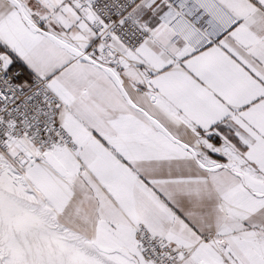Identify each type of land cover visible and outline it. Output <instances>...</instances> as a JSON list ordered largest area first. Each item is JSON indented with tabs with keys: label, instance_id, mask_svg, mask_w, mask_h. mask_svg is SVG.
<instances>
[{
	"label": "snow or ice",
	"instance_id": "snow-or-ice-1",
	"mask_svg": "<svg viewBox=\"0 0 264 264\" xmlns=\"http://www.w3.org/2000/svg\"><path fill=\"white\" fill-rule=\"evenodd\" d=\"M0 264H264V0H0Z\"/></svg>",
	"mask_w": 264,
	"mask_h": 264
}]
</instances>
